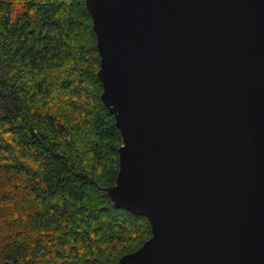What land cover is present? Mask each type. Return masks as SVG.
Here are the masks:
<instances>
[{
    "label": "water",
    "instance_id": "obj_1",
    "mask_svg": "<svg viewBox=\"0 0 264 264\" xmlns=\"http://www.w3.org/2000/svg\"><path fill=\"white\" fill-rule=\"evenodd\" d=\"M120 135L104 188L150 235L116 264H264V0H83Z\"/></svg>",
    "mask_w": 264,
    "mask_h": 264
},
{
    "label": "trees",
    "instance_id": "obj_2",
    "mask_svg": "<svg viewBox=\"0 0 264 264\" xmlns=\"http://www.w3.org/2000/svg\"><path fill=\"white\" fill-rule=\"evenodd\" d=\"M83 0H0V264H116L150 235L104 188L120 135Z\"/></svg>",
    "mask_w": 264,
    "mask_h": 264
}]
</instances>
